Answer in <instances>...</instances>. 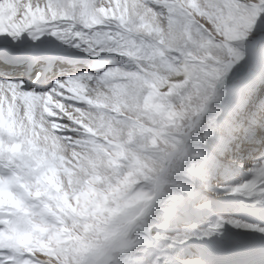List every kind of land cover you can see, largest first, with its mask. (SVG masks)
I'll list each match as a JSON object with an SVG mask.
<instances>
[{
	"label": "snow or ice",
	"instance_id": "1",
	"mask_svg": "<svg viewBox=\"0 0 264 264\" xmlns=\"http://www.w3.org/2000/svg\"><path fill=\"white\" fill-rule=\"evenodd\" d=\"M25 34L33 41L55 37L94 62L87 71L61 72L50 85L46 65L32 69L34 84L0 77V172L20 173L25 151L42 153L43 161L29 160L33 183L49 159L63 164L67 178L86 170V179L97 177L91 189L106 186L98 206L115 213L110 194L129 181L125 149L143 134L155 141V149L143 151L162 149L167 167L135 170L137 187L147 183L145 173L154 194L140 197L142 218L130 225L140 236L120 253L127 264H233L207 248L193 250V243L207 244L228 225L264 234L262 226L217 213L206 195L240 197L264 214V153L254 160L242 155L247 145L264 143V71L253 67L229 86L250 54L258 53L264 68V0H0V35L20 41ZM36 59L19 46H0L4 68L20 64L15 71L26 73ZM97 158L111 165L108 171L118 169L107 181L100 167L93 171ZM237 172H243L239 182L226 180ZM30 202L37 210L51 206L48 224L38 225V243L0 245V264H92L81 247L90 243L92 220L76 194L67 214L47 195ZM160 203L166 208L156 215ZM200 210L211 214L206 226L192 222ZM12 220L0 208V229ZM257 242L264 250V236Z\"/></svg>",
	"mask_w": 264,
	"mask_h": 264
},
{
	"label": "clouds",
	"instance_id": "2",
	"mask_svg": "<svg viewBox=\"0 0 264 264\" xmlns=\"http://www.w3.org/2000/svg\"><path fill=\"white\" fill-rule=\"evenodd\" d=\"M132 139L129 130L128 141L131 142ZM148 145L155 149V141L151 138L146 139L141 134L133 147L125 149L127 154L124 158L128 160V165L127 171H124L123 175L129 176V181L122 185L118 192L110 194L108 203L117 205L118 211L115 213L98 206L106 186L98 184L95 190L91 189L89 185L97 177L86 179L85 177L88 176L86 170L72 173L71 177L67 178L60 171L63 164L58 163L55 159H49L45 163L46 170L33 183L31 177L35 173V167L29 163V160L39 159L43 161L44 157L42 153L37 157L34 152L25 151L23 156L20 157V164L17 165L22 175L12 172L9 176L6 172H0V208L11 211L13 216L8 230L0 229V245L16 247L39 242L41 228L38 225L48 224L44 214L51 211V206L43 204L37 210L38 206L30 202V197L47 195L60 211L67 214L69 210L68 199L76 194V199L81 202L78 206L81 207L83 212L89 213L90 215L86 218L92 220L86 233L90 243L81 245L88 259L92 261V264H97L98 261L108 258L113 259L115 264H127L120 253L130 242H136L140 236V232L130 226L142 218V206L145 201L140 197L142 194H154V184L145 173H141V176L147 180V183L137 187L139 178L135 175V170L148 168L149 172H153L156 170L153 166L167 167L164 159L160 156V152L163 150H153L151 154H148L143 151ZM121 147L122 145L117 143V148ZM97 167H100L105 181L118 171V169L108 171L111 165H101L98 158L93 166L94 172ZM5 182L7 183L5 184ZM34 189H38V192L33 191ZM53 192L55 196L51 195ZM165 208L166 205L160 203L155 214L161 215ZM139 227L137 225V228ZM133 232H136V234L133 235ZM76 243L79 244L78 241Z\"/></svg>",
	"mask_w": 264,
	"mask_h": 264
},
{
	"label": "bare ground",
	"instance_id": "3",
	"mask_svg": "<svg viewBox=\"0 0 264 264\" xmlns=\"http://www.w3.org/2000/svg\"><path fill=\"white\" fill-rule=\"evenodd\" d=\"M4 41H12L14 44H18L20 46H31L33 48L29 49H31L33 52L36 51L38 53V56L43 60L46 57L53 55V45L51 46V44L60 42L55 37L48 35L41 37L39 40L33 41L31 37L27 36V34H25L20 41H13L11 37L0 35V42ZM60 51H63L65 55L68 54L73 58L81 61L79 65H76L74 67L66 68L64 64V66L60 68V70L62 69V72H71L73 69L87 71L89 64L94 62V58L88 56L87 53H84L82 50L73 48L64 43L60 45ZM253 67L255 68V71L258 75L262 71H264V68H262L261 66L258 53L255 57L250 54L246 61L242 62V65L238 66V68L241 69L240 72H237L235 74H237L240 78L241 75L247 74L249 69ZM43 71L47 73L46 77H49V82L47 83L45 81L47 85H50L52 80L59 78V75L56 71L47 72V69H45V67L43 68ZM26 81L29 84H34L37 82L35 79L34 81H32L30 78L26 79ZM232 85L233 84H229L230 87ZM233 103L234 102L231 100V98L226 101V104L228 105H231ZM258 143L247 145L243 150L244 154L248 153L250 158H252L251 160H254L256 157L260 156L263 153V147ZM207 195H209L214 201V209L218 213L236 216L249 223L264 227V214H261L259 212L260 205H256L254 210H250L242 207L243 205L241 203V200L243 198L237 197V204L235 203V205H232L231 203H229V198L234 199V197L232 196L218 197L216 193H207ZM245 202L248 204H252L251 201ZM202 213L201 210L195 212L192 216V222H198L199 224L206 226L207 221L212 217L208 216L207 214L205 215L204 213L203 215ZM183 226V224L178 225V227ZM226 228L227 231L225 234L218 235L214 238H209V242L207 244L201 245L199 241H195L193 243V250L198 247L207 248L210 252L213 253L216 259L226 262H233V264H262V262H264V250L260 248L257 242L261 236H264V234L255 230L235 229L230 225L226 226ZM250 238L253 240L251 244L247 243V240Z\"/></svg>",
	"mask_w": 264,
	"mask_h": 264
},
{
	"label": "rangeland",
	"instance_id": "4",
	"mask_svg": "<svg viewBox=\"0 0 264 264\" xmlns=\"http://www.w3.org/2000/svg\"><path fill=\"white\" fill-rule=\"evenodd\" d=\"M239 66V65H238ZM237 66V67H238ZM235 73H237V72H235ZM234 73V75H235V77H236V79L235 80H230L229 81V84H234V83H238L239 82V76L237 75V74H235ZM263 93H264V91H263ZM242 154H244L243 152H242ZM250 157V156H249ZM245 160H249V159H245ZM243 178V172H237L235 175H233V176H228L227 178H226V180L228 181V182H232V183H236V182H239L241 179ZM222 182H224V181H222ZM206 195H207V193H206ZM208 197H209V199H210V201H211V204H212V207L214 208V201L211 199V197L208 195ZM236 203L237 202V197H234V199H231V198H229V203H231L232 205H234V203ZM204 213L205 215L207 214L208 216H211L206 210H201V213ZM202 213V214H203ZM203 214V215H204Z\"/></svg>",
	"mask_w": 264,
	"mask_h": 264
}]
</instances>
